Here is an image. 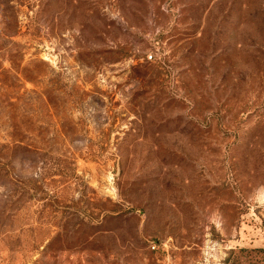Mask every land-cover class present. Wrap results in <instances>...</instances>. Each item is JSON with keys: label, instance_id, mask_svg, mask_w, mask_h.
<instances>
[{"label": "rangeland", "instance_id": "374dc122", "mask_svg": "<svg viewBox=\"0 0 264 264\" xmlns=\"http://www.w3.org/2000/svg\"><path fill=\"white\" fill-rule=\"evenodd\" d=\"M0 264H264V0H0Z\"/></svg>", "mask_w": 264, "mask_h": 264}]
</instances>
